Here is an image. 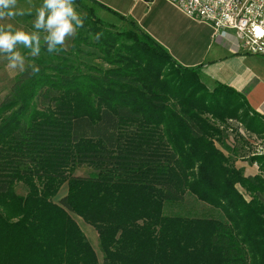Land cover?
<instances>
[{
	"label": "trees",
	"instance_id": "obj_1",
	"mask_svg": "<svg viewBox=\"0 0 264 264\" xmlns=\"http://www.w3.org/2000/svg\"><path fill=\"white\" fill-rule=\"evenodd\" d=\"M74 4L70 50L20 45L28 64L0 104V264H264V156L245 176L213 141L230 119L264 135V118L149 35L106 24L97 3ZM187 194L221 215L165 214Z\"/></svg>",
	"mask_w": 264,
	"mask_h": 264
},
{
	"label": "crops",
	"instance_id": "obj_2",
	"mask_svg": "<svg viewBox=\"0 0 264 264\" xmlns=\"http://www.w3.org/2000/svg\"><path fill=\"white\" fill-rule=\"evenodd\" d=\"M91 1L98 4L97 15H112L118 21L106 24L118 31L133 27L149 35L178 64L199 68L208 81L243 94L249 106L264 118V57L243 49L234 31L216 36L211 25L189 18L166 0Z\"/></svg>",
	"mask_w": 264,
	"mask_h": 264
},
{
	"label": "rangeland",
	"instance_id": "obj_3",
	"mask_svg": "<svg viewBox=\"0 0 264 264\" xmlns=\"http://www.w3.org/2000/svg\"><path fill=\"white\" fill-rule=\"evenodd\" d=\"M43 3L39 0H17V9H22L24 15L16 16L14 18H5L0 20V25L12 24L15 29H23L25 31L32 30V22L36 19L37 9ZM76 11L79 14H85V11L80 9L74 4ZM79 10V11H78ZM104 22L109 24H118L116 18L108 14H99ZM47 33L41 30V43L44 41L43 37ZM75 38V35L72 37L66 38L65 44L62 45L66 50H70L71 44ZM22 46V45H21ZM20 45H17V50L25 57L24 68L28 64V57L25 54V50ZM105 69H109V66L102 61H99ZM8 60L6 54L0 53V104L4 101L6 96L10 92V87L14 83L16 77L24 70L17 67L16 69L7 68ZM201 81L206 85L209 91H213L217 86L215 83L208 81L203 77L201 73ZM224 143L217 140H213L217 149H219L227 158L230 159V165L234 166L237 169H241L244 172L245 176L248 174H261L259 170L260 163L253 162V157H262L260 147L264 146V135H258L249 131L245 123H241L235 119H230L224 124ZM92 169L88 167H81L77 170L76 176H88L92 173ZM240 189V188H239ZM68 192L67 184L61 189L56 199V203L60 201L61 198L65 197ZM17 193L19 195L25 196L27 194V188L23 184H18ZM166 215H175V216H190V217H217L221 215L219 211L207 206L206 204L200 202L196 197L187 194L185 199L182 202L171 203L165 206ZM80 226L84 230L86 236L93 244L94 248L97 249L101 258L102 255L98 248V235L94 228L84 223L83 220L77 219Z\"/></svg>",
	"mask_w": 264,
	"mask_h": 264
},
{
	"label": "clouds",
	"instance_id": "obj_4",
	"mask_svg": "<svg viewBox=\"0 0 264 264\" xmlns=\"http://www.w3.org/2000/svg\"><path fill=\"white\" fill-rule=\"evenodd\" d=\"M24 14L22 9H17V0H0V20ZM83 26L84 20L76 11L74 0H43L32 22V30H14L12 24L0 25V53L6 54L7 68L23 69L25 57L17 50V45H23L29 50V55L38 57L41 54L42 30L47 33L43 37L47 52L53 54L60 50L58 46L65 44L66 38L74 36ZM33 71L39 69L33 68Z\"/></svg>",
	"mask_w": 264,
	"mask_h": 264
},
{
	"label": "built area",
	"instance_id": "obj_5",
	"mask_svg": "<svg viewBox=\"0 0 264 264\" xmlns=\"http://www.w3.org/2000/svg\"><path fill=\"white\" fill-rule=\"evenodd\" d=\"M189 18L207 23L215 35L234 31L249 54L264 57V0H166ZM264 156V146L260 147Z\"/></svg>",
	"mask_w": 264,
	"mask_h": 264
}]
</instances>
